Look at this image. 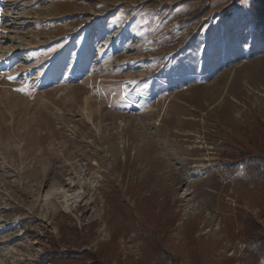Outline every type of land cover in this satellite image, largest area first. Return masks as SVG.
<instances>
[{"label": "rangeland", "instance_id": "1", "mask_svg": "<svg viewBox=\"0 0 264 264\" xmlns=\"http://www.w3.org/2000/svg\"><path fill=\"white\" fill-rule=\"evenodd\" d=\"M249 2L0 0V264H156L155 225L181 264H264L225 227L264 225L259 185L218 168L264 122Z\"/></svg>", "mask_w": 264, "mask_h": 264}, {"label": "trees", "instance_id": "2", "mask_svg": "<svg viewBox=\"0 0 264 264\" xmlns=\"http://www.w3.org/2000/svg\"><path fill=\"white\" fill-rule=\"evenodd\" d=\"M249 13L256 30L264 34V0H250ZM239 131L245 139H234L226 143L218 168L224 175H232L240 171L245 181L258 183L259 188L254 195L253 206L259 208L258 216L264 221V122L256 116L252 117L239 128ZM118 196L117 190L112 189L107 194V201L113 205L119 203L122 206L123 201L118 202ZM156 227L157 225L151 229L140 230L147 239L156 264H181L179 258L163 245L158 236H155ZM225 227L232 236H243L260 255L264 256V225L250 211H245L238 205L233 211L227 213ZM92 254L91 256H95ZM193 260V264H206L200 260L199 256L197 258L195 256ZM75 262L80 261L76 258ZM98 264L105 263L98 261ZM223 264L233 263L228 260Z\"/></svg>", "mask_w": 264, "mask_h": 264}]
</instances>
